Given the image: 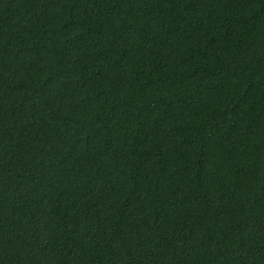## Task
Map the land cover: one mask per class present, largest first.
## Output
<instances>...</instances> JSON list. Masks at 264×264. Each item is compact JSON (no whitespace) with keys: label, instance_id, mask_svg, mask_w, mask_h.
<instances>
[{"label":"trees","instance_id":"trees-1","mask_svg":"<svg viewBox=\"0 0 264 264\" xmlns=\"http://www.w3.org/2000/svg\"><path fill=\"white\" fill-rule=\"evenodd\" d=\"M0 264H264V0H0Z\"/></svg>","mask_w":264,"mask_h":264}]
</instances>
